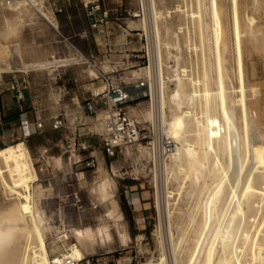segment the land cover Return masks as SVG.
Masks as SVG:
<instances>
[{
	"label": "rangeland",
	"instance_id": "rangeland-1",
	"mask_svg": "<svg viewBox=\"0 0 264 264\" xmlns=\"http://www.w3.org/2000/svg\"><path fill=\"white\" fill-rule=\"evenodd\" d=\"M131 2V8L135 9L134 0ZM153 2L157 10L160 9L159 11L165 14L167 26L174 33H179L180 44L190 39L191 49L197 48L184 50L183 59L186 56V60H182V63L188 73L192 72L201 82L199 89L203 103L206 104L205 124L213 126L217 123L223 127L225 123L221 119L218 100L211 96L216 92L215 80L218 76L216 48L213 45L211 0H153ZM177 6L181 7V14H174ZM214 8L219 30L222 33L217 49L220 73L225 78L227 117L235 126L239 145L246 149L248 146V157H251L248 167L241 174V181L238 177V183L236 182L239 192L253 169L251 148L264 144V0H214ZM1 11L3 17L0 18V75L6 82L7 77L19 74L17 70H28L32 73L34 88L41 93L40 98L35 100L38 103L34 106L41 116V120L36 124H43V120L58 114L54 108L55 104L60 101L70 102L72 89H75V83L69 77L61 85L58 82L54 83L50 72L51 68L58 65L56 62H61L59 58L56 60L54 57L60 52L59 34L64 33L55 31L56 19L44 13L54 26L47 24L35 12L10 13L5 9ZM235 13L240 23L241 20L245 23L246 19H253L252 30L256 33L251 34L254 36L252 38L250 33H247V29L243 30L239 45L236 43L233 31ZM19 20H22L23 24ZM20 24V27L13 28L14 25ZM127 25L129 29H141L135 22L130 21ZM179 27L182 32H179ZM159 29L161 33L160 26ZM150 42L152 44L149 46L148 43L141 42L126 51L120 52L111 48L108 52L113 57L109 59L110 61L120 63L115 65L116 70L111 75L114 83L131 90L141 82L146 83V90L139 92L143 97L130 104L133 117L140 129H147L150 132V138L146 143L126 147L115 153L113 157H109L101 146L103 132L98 122L101 111L90 113L85 108V102H81L86 116L92 120L90 143L61 144L59 137L44 134L33 140H15L0 144V149H3L22 142L29 153L37 178L31 189L32 198L37 203L43 222L49 230L45 234V244L51 257L54 255L51 252L53 246L76 244L73 236L76 230L90 233L85 258L98 256L110 262L125 259L130 264H148L156 262L162 253L165 255L166 264H174L170 243L174 244L176 256L181 259L184 255L182 252H186L185 246L187 249L188 243L191 242L196 221L200 220V202L202 204L204 201L205 194H201V190L198 189L192 196L186 197L188 183L185 186L181 185V177H177L179 182L174 175L176 171L172 173L164 169L163 164L168 165L169 160L159 159L157 153L153 154L147 146L153 142L161 143L168 137L174 141L176 148L179 147V144L165 133L162 122L158 120L159 113L153 107L162 93L157 72L159 74V69L162 68L163 75L167 78V67L172 63L165 57L163 51L161 63L150 58L154 56L158 60L155 42L153 39ZM133 43L138 41L135 40ZM146 55L150 57L147 58ZM28 59L30 64L24 63V60ZM39 59H44L51 65L41 70H33V68L24 70L25 65H32ZM59 65L61 67L64 64ZM149 68L152 73L154 72L151 80L145 74ZM103 70L105 73L111 72L108 66H104ZM89 71L91 70L87 72ZM93 74L94 77L90 78L89 74L88 77L96 80L87 83L80 79L81 85L84 89H90L92 94L95 89L104 91V85L97 79L95 72ZM241 86L244 89L243 98L239 93ZM63 87L68 90V95L58 90ZM165 89L163 92L167 94L168 87ZM79 99L81 100V97ZM239 100H242V103H235ZM165 112L168 116L167 110ZM65 114L68 117L70 112L66 111ZM166 120L168 121L169 118ZM244 132H247V136ZM83 145L86 147L85 150ZM144 149L150 154L143 151ZM219 161L221 162L220 157ZM105 181L109 182L108 190L116 202L118 217L110 215L108 202L98 194V186ZM179 188H183L179 192L184 195L178 193ZM39 191L40 197L37 195ZM167 193H171L172 196L167 197ZM157 196L159 211L156 206ZM9 199L0 187V211L10 204L7 201ZM222 210L223 208L221 212ZM190 219H194L195 223L190 224ZM157 229L162 235L160 241L154 233L158 232ZM64 236H67V240ZM204 255L205 252L201 259Z\"/></svg>",
	"mask_w": 264,
	"mask_h": 264
},
{
	"label": "bare ground",
	"instance_id": "bare-ground-1",
	"mask_svg": "<svg viewBox=\"0 0 264 264\" xmlns=\"http://www.w3.org/2000/svg\"><path fill=\"white\" fill-rule=\"evenodd\" d=\"M143 6L147 16H145L143 25L140 23L139 27L146 33L148 46L152 44L150 40H154L158 60L154 56L148 57L161 63L163 51L165 57L172 63L167 67V78L163 75L162 68L159 69V74L157 72L162 93L153 105L155 111L159 113L158 120L160 123L162 122L165 133L179 144L173 155L169 157V164H163V166L169 172L176 171L174 175L176 178L181 177L182 182L177 178L181 185L185 186L188 183L186 186L188 188L186 191L184 190L186 197L192 196L198 189L201 190V194H205L204 201L202 204L200 202V210L198 209L201 211L200 220L196 221L190 238L191 242L188 243L187 249L185 246L186 252H182L184 255L181 256V259L176 256L174 244L170 243L171 246L169 245L172 250L171 254H173L172 263L264 264V144L251 148L253 169L238 192L236 182L238 177L239 180L242 177L241 174L248 167L251 157H248V146L247 150L244 146L239 145L235 126L227 117L225 78L220 73L217 49L222 33L217 22L214 0H211V21L218 76L215 80L216 92L211 96L218 100L221 119L225 123L223 127L217 123L208 126L204 122L206 104L203 103L199 89L201 82L195 78L192 72L189 74L182 63V60H186V56L183 59V51H189L192 47L190 39L182 45L180 44L179 33H174L167 26L168 21L165 14L159 11L160 9L157 10L153 0H144ZM2 9L10 13L29 11L20 5L5 8L0 4V18L3 17L4 10L1 11ZM180 12L181 7L177 6L174 14ZM40 14L45 17L42 11ZM19 22L23 24L22 20ZM241 23L235 13L233 31L238 45L240 36L244 33L243 30L247 29L250 36L256 34L252 30L253 19L248 18L245 23L241 20ZM21 24L14 25L13 28L20 27ZM159 26L162 30L161 33ZM181 28H178L179 32ZM196 49L195 47L194 50ZM60 63L65 64L64 61ZM60 63L56 62V64ZM49 65L51 64L38 60L32 65H27L26 68L41 70ZM104 70L106 69L104 68ZM94 72L89 71L90 78L94 77ZM153 73L149 68L145 74L151 80ZM165 87H168L167 94L163 92L166 90ZM100 90L95 89L94 94L103 91ZM239 93L243 98V86L240 87ZM235 103H242V100ZM165 110H167L168 116ZM150 118H152L151 115ZM166 118L169 120L167 121ZM98 122L103 132L102 114H100ZM246 133L245 136H247ZM143 151L150 154L145 149ZM151 152L153 154L156 152L158 158L165 161L159 153L158 143H153ZM219 157L223 163L219 161ZM36 180L29 153L22 142L0 149V187L6 197L10 198L7 200L10 204L0 211V264H52V262L65 264V261L68 260L72 264H79L86 257L85 252L89 247L90 233L74 231L73 236L76 244H64L63 247L53 246L51 252L54 255L51 257L45 244V234L49 230L43 222L41 211L37 203L34 202L31 193ZM108 187L109 182L105 181L98 186L97 191L100 197L108 202L110 215L118 217V208ZM182 190L183 188H179L177 191L181 194L179 191ZM37 195L40 197L41 192L39 191ZM171 196V193H167V197ZM166 203L169 205L168 201ZM156 206L159 211L158 196ZM221 208H223L222 212ZM196 218L198 217L196 216ZM190 220V224L195 223L194 219ZM154 233L160 241L159 230ZM64 239L67 240V236H64ZM54 247H56L55 250ZM204 252L205 255L201 259ZM148 264H166L165 255L161 253L156 262Z\"/></svg>",
	"mask_w": 264,
	"mask_h": 264
},
{
	"label": "built area",
	"instance_id": "built-area-1",
	"mask_svg": "<svg viewBox=\"0 0 264 264\" xmlns=\"http://www.w3.org/2000/svg\"><path fill=\"white\" fill-rule=\"evenodd\" d=\"M132 0H0V4L5 8H12L20 5L31 12H36L47 24H50L46 17L40 14L42 11L45 15L53 18L59 16L66 17L68 10L83 12L87 20H92L89 24L90 31H98L102 26H106L112 22L123 37L121 45L118 43L110 44L108 41L112 37L111 32L105 33L106 44L102 54H108L111 48L123 46L128 48L133 41L140 44L148 43L143 29H129L127 23H142L146 16L143 6L144 0H134L136 8H131ZM67 21H70L67 18ZM144 36V39H143ZM67 45V51L62 55L66 65H85L90 67L97 74V79L104 85V91L99 94H92L85 101V108L90 112L101 111L103 134L101 136V146L103 151L109 157H113L115 153L120 152L126 147H132L136 144L146 143L149 140L150 132L147 129L141 130L138 123L133 117L130 104L135 100L142 98L140 91L146 90V83L137 84L133 90L112 81V72L116 70L115 65L111 66V72L105 73L93 63V55H86L82 49L73 44L69 39H64ZM147 56V55H146ZM148 58V56H147ZM148 60V59H146ZM3 84V77L0 75V86ZM16 85V84H15ZM148 87V86H147ZM60 93L68 95L66 87L58 89ZM19 99L21 96L18 95ZM145 97V96H144ZM64 126V120L60 116L51 119V128L53 131H59ZM36 130H42L43 124L37 123ZM158 141V140H157ZM154 143V142H153ZM152 144L148 145L151 151ZM159 153L164 160L175 152L176 144L173 140L166 137L159 143ZM86 147L83 145V150ZM88 166V165H87ZM128 262V263H127ZM52 264H57L52 262ZM65 264H72L70 260ZM79 264H130L128 260L107 261L103 257H87Z\"/></svg>",
	"mask_w": 264,
	"mask_h": 264
},
{
	"label": "crops",
	"instance_id": "crops-1",
	"mask_svg": "<svg viewBox=\"0 0 264 264\" xmlns=\"http://www.w3.org/2000/svg\"><path fill=\"white\" fill-rule=\"evenodd\" d=\"M67 18L70 21H67ZM66 17L59 16L56 18V29L66 34L60 35V52H57L55 59L59 58V61L63 60V54L67 51V45L64 39H69L73 44L78 45L82 51L88 55H93V63L102 71L104 66L111 68L112 65H117L115 61H110L113 57L109 54L103 55L104 45L106 44L105 33L111 32V43H118L121 45L123 37L119 35L116 26L113 23H109L106 26H102L98 31H90L89 24L92 20H87L84 17L83 12H77L75 10H68ZM51 26H54L50 18L47 19ZM139 43H133L132 46H137ZM123 46H119L115 49L117 51H126L128 49ZM110 51V50H109ZM118 58V57H114ZM115 59V60H116ZM40 61L46 62L44 59ZM28 60H24V63H28ZM125 62V61H123ZM120 64V63H119ZM118 64V65H119ZM123 64V63H121ZM27 65L24 66V70H27ZM51 68L50 72L53 77V82H58L59 85L63 84L64 80L68 77L75 83V89H72L70 102L63 101L54 105L55 110L58 112L56 116L62 117L64 120V126L59 131H53L51 128V119L56 117H49L43 120L42 130H36V122L41 120L35 100L39 99L40 91H36L33 83V76L30 71H19V74L11 75L7 77L6 82L3 79V84L0 86V144L10 143L18 140L36 139L44 134H52L60 138V143L64 142L76 145L90 143L92 139L91 119L85 114V110L81 102H85L90 94V89H84L80 83V79L86 81H93L96 79H89L88 70L94 71L85 65H55ZM30 70V69H29ZM85 82V83H86ZM16 84V85H15ZM92 87V85H90ZM89 88V87H88ZM71 91V90H70ZM18 95L21 96L19 99ZM83 96V98H82ZM81 97V100L79 99ZM76 101V102H75ZM66 111L70 112V115L65 114Z\"/></svg>",
	"mask_w": 264,
	"mask_h": 264
}]
</instances>
